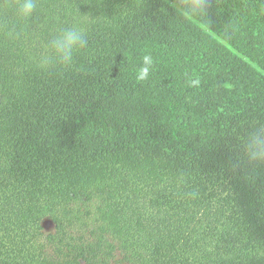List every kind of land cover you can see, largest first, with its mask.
<instances>
[{
  "label": "trees",
  "instance_id": "1",
  "mask_svg": "<svg viewBox=\"0 0 264 264\" xmlns=\"http://www.w3.org/2000/svg\"><path fill=\"white\" fill-rule=\"evenodd\" d=\"M180 2L0 0V264H264V0Z\"/></svg>",
  "mask_w": 264,
  "mask_h": 264
},
{
  "label": "clouds",
  "instance_id": "2",
  "mask_svg": "<svg viewBox=\"0 0 264 264\" xmlns=\"http://www.w3.org/2000/svg\"><path fill=\"white\" fill-rule=\"evenodd\" d=\"M37 0H20L19 14L24 17H30L35 8ZM176 9L187 19L194 20L201 17L206 12V0H181L176 4ZM87 39L85 29L80 23H74L72 26L63 29L50 43L52 56H43L40 61L41 67H47L49 60L54 59L59 64L67 67L73 62L74 54L86 47ZM153 57L145 54L142 58V64L136 71V80L138 82L147 81L153 66ZM199 83V81H193ZM247 156L250 161H256L264 158V129L253 133L247 141Z\"/></svg>",
  "mask_w": 264,
  "mask_h": 264
}]
</instances>
